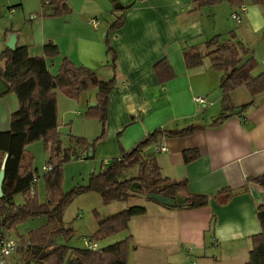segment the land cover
<instances>
[{
  "label": "crops",
  "instance_id": "0c3cea01",
  "mask_svg": "<svg viewBox=\"0 0 264 264\" xmlns=\"http://www.w3.org/2000/svg\"><path fill=\"white\" fill-rule=\"evenodd\" d=\"M28 2L32 3L29 11L33 19L40 18L37 21L40 30L32 39L27 31L20 30L18 23L3 22L0 51L7 46L11 33H16L17 45H27L34 56L44 55L43 46L47 42L56 43L60 54L46 58L51 74L58 72L64 57L76 65L97 70L103 80L115 74L116 87L109 94L107 107L108 138L112 142L105 147L104 151L108 152L105 158L119 154L115 138L119 132H122L123 146L130 149L155 129L181 128L197 123L203 127L191 135L160 137L158 142L165 145L167 151L157 154L154 149L156 142L146 147V153L157 154L162 174L171 179H185L189 193L211 196L225 188L233 192L224 205L215 199H211L206 206L187 210L154 205L152 211L155 217L151 227L139 235L140 246L151 247V251L145 252L143 259L140 255L139 264H160L163 258L165 264H219L221 260L216 256L228 263L235 261L233 256L238 252L240 256L236 260L242 256L241 261L245 264L251 236L260 231L256 204L264 202V189L247 182L251 175L264 172V92L251 98L244 87L236 88L231 93L232 103L241 109L240 114L235 111L226 113L220 125H211V119L222 111L221 72L210 69L208 58L200 65L188 68L182 57L184 45L202 44L212 35L224 31V27L218 24L217 14L219 11L230 12L235 7L223 2L194 8L193 0H69L71 11L58 17L52 15V6H42L41 0H17L15 5L11 4L12 0H0V9L10 6L7 7L9 10H22L29 5ZM224 4L227 6H222ZM119 15H122L123 25L108 32L109 43L117 53V67L113 71L109 66L104 38ZM245 15L247 22L252 20V15L247 12ZM91 18L97 19L100 25L97 28L93 26L95 33L88 34L85 29L89 28L87 25ZM259 26L254 30H259ZM162 59L174 72V77L169 80H161L155 71V64ZM3 65L0 61V77ZM105 66L111 69H105ZM93 95L91 98H94ZM195 96L204 97L205 103L195 102ZM56 97L58 100L59 97ZM251 99V104L241 108ZM74 102L83 105V97L67 103L63 111L75 107L74 113L78 118H71L70 123L74 120L78 126L85 125V117L80 118L84 112L77 110ZM95 103L96 99L87 100L88 108ZM18 108L14 92L1 94L0 133L9 127L11 114ZM61 109L58 103L57 113ZM61 118L64 126L67 117L65 119L61 115ZM102 143H98L97 150L104 145ZM193 147H198L200 151L198 158L184 163L181 160L182 151ZM245 185L248 189L244 188ZM252 190L256 191L258 199L253 196ZM148 213L149 210L133 221L140 216L148 217ZM149 235L153 241L147 245ZM142 236H146L145 239ZM205 248L216 251L214 256L207 254ZM17 255L13 253L10 259L21 263Z\"/></svg>",
  "mask_w": 264,
  "mask_h": 264
},
{
  "label": "trees",
  "instance_id": "16d2710c",
  "mask_svg": "<svg viewBox=\"0 0 264 264\" xmlns=\"http://www.w3.org/2000/svg\"><path fill=\"white\" fill-rule=\"evenodd\" d=\"M223 0H193L194 8L205 5H216ZM227 3L241 6L244 0H225ZM253 4L264 7V0H250ZM42 6H52V15L62 17L69 13V0H41ZM122 15L115 17L114 22L106 32L107 53L114 71L117 67L116 52L110 45L109 31H115L123 25ZM11 32V31H9ZM235 39V33L224 39L220 34L212 35L202 44H186L182 47V57L188 68L200 65L204 59L209 60V67L221 72L219 88L222 94V111L213 117L211 125H220L226 113H234L238 106L232 103V92L238 87H244L251 98L264 92V70L253 74L257 62L249 56L241 62V53L247 54L249 49L241 41ZM44 55L30 54L28 46L16 45L12 50L5 48L0 51V61L3 65L2 77L8 83V91L17 95L19 108L11 114V122L6 130L0 133V165L4 154L9 158L5 164L6 175L0 196V234L5 235L7 230L15 229L20 222L32 217L46 218L43 226H38L29 234L20 237V258L24 264H130L129 250L132 248L131 237L122 242L112 243L109 246L99 247L97 251L88 248L70 247L67 244H57L59 236L71 238L74 230L67 227L63 212L75 196L84 193H98L106 206L111 202L126 200L142 192L146 196L150 193L162 194L169 198L183 195L185 203H177L174 208L195 209L208 205L215 199L220 205L226 204L233 192L229 188L222 189L215 194L189 193L185 179H171L161 173L155 152L146 153V147L158 142L163 136L184 137L191 135L203 125L190 123L181 128L155 129L147 133L144 140L137 142L133 147L121 149L118 158L107 159L100 162L99 170L88 174V182L76 185L68 192L63 190V164L74 155L79 160L94 158L93 147L101 140L108 120L107 107H109V94L115 89V74L110 79H101L97 70L86 66L76 65L64 57L60 69L51 74L47 59L60 54L55 42L44 44ZM155 71L161 80L174 77L169 64L162 59L155 66ZM96 89V103L84 112L89 119L97 118L102 125L101 133L95 136L93 143L85 137L71 139L75 147L63 149L59 132V114L56 90L70 99L79 101L80 95L87 89ZM252 99L241 105L245 108L251 104ZM240 114V113H238ZM44 141L48 147L51 144L47 164L52 170L44 172L45 190L47 197L44 203H39L38 194L31 193L37 184L33 182L36 169L33 167V154L26 149L36 141ZM92 148V149H91ZM91 149L92 157L89 155ZM77 153V154H76ZM198 147L185 148L181 153L184 163L191 162L199 156ZM1 169V168H0ZM248 183L259 185L264 189V172L261 175H251ZM248 189V186H244ZM24 194L22 203H15L18 194ZM161 205V204H159ZM163 205V204H162ZM165 206V205H164ZM167 207V206H165ZM172 208V207H169ZM257 219L260 222V231L251 236V247L245 264H264V202L256 204ZM147 208L140 204L123 208L122 211L110 214L107 218H99L97 231L91 237L93 241L108 238L115 233L127 230L129 223L139 215H146Z\"/></svg>",
  "mask_w": 264,
  "mask_h": 264
},
{
  "label": "rangeland",
  "instance_id": "374dc122",
  "mask_svg": "<svg viewBox=\"0 0 264 264\" xmlns=\"http://www.w3.org/2000/svg\"><path fill=\"white\" fill-rule=\"evenodd\" d=\"M8 1V0H7ZM12 0V5L17 4V0L14 1ZM226 3L227 5L229 3H227V1L223 0L220 1L219 3ZM217 3V4H219ZM28 4L30 5H26L24 6V8L22 10H12L10 8V10L7 7L10 6H3V8L0 9V28L1 25L4 24L3 22H6V24L10 23V21H14L16 23H18L20 30L22 32H26L27 31V35L28 37H32L35 38V34L37 33V31L40 30V24L38 19L40 18H36V20L33 19V15L30 13L29 10H31V6L32 3L28 2ZM216 4V5H217ZM226 4L222 5V6H227ZM246 6V11L245 13H249L250 15H252V20H249L248 22L245 19V13L244 16H242V20L241 22L237 23L235 20H233L231 18L230 12H228V10L226 11H219L217 16H219L218 18V24L220 25L221 28L224 27V31L219 32L218 35L220 34L224 39H228L231 36V31H233L235 33V39L234 42L236 40L241 41L243 43V45L245 47H248L249 51L247 54H242L241 57V62H243L244 60H246L247 57L249 56H253L257 62V66L256 68L253 70V74H258L260 71L264 70V7L261 5H255L253 4L250 0H244L243 3ZM230 5V4H229ZM232 5V4H231ZM233 7H237L236 5H232ZM220 7V6H219ZM234 8V9H235ZM256 10V11H254ZM260 25L258 28H260L259 30L255 31L254 29H256V27ZM89 28H86L85 31H87V33H95V29L94 27L89 24L87 25ZM98 31V30H97ZM96 34H100V31H98ZM103 35H105V33L102 32ZM105 37V36H104ZM106 38V37H105ZM104 38V41L106 42V39ZM49 42H47L48 44ZM110 67L111 64L109 65ZM105 69H111L108 66H105ZM259 69H261L259 71ZM111 71V70H110ZM98 72V71H97ZM96 89L91 88V89H86L82 95L84 103L83 105H80L78 102L75 103L74 105H77V110H80L82 112H85L86 109L88 108V104H87V100L88 101H92L95 100V96L93 94L96 93L95 91ZM57 92V96L59 97V99L57 101H59V106L60 108H62L59 111V126H61V128L59 127V132H60V140H62V145H63V149H68L69 147H75L76 152H79V149L76 148V143L71 139V136H74L75 138H79L81 137H85L86 139L89 140V142L94 141V138L96 135H98L99 133H101V129H102V125H100V122L98 121L99 119L97 118H92L89 119L88 117H86L85 113L83 116H80V118L85 117L86 123L85 125H77L74 120L70 123V121L72 120L71 118H78L75 115V107H71V108H66V110H72L70 111L71 115H69L70 113H66V110L63 111V109H65V106L67 103H71L72 101H74L73 99H70L68 97H65V95L61 92L60 89L56 90ZM94 96V98H91V96ZM63 112V113H62ZM73 112V113H72ZM61 115L63 117H67V122L64 123V126H62L61 122H62V118ZM100 128L98 129L99 125ZM108 125H107V121H106V129H105V133L103 134V137L101 140H98L94 147H93V152H94V158H82L81 160H79V158L77 157V155H74V157H72L70 160H68V162L64 163L63 166V174H62V179H63V190L64 192H68L70 188H72L73 186H80L82 184H85L88 182V174L89 173H94L95 171L99 170L100 168V162L101 160L106 162L107 159H113V158H118L122 152L121 149H128L129 148H125L122 142V132H119L118 134L115 135L116 138V143H117V150H119V154L116 155H110L109 157L105 158V155H107L108 152L104 151L105 147L107 145H109L112 141L111 139L108 138ZM103 142L104 145L101 146L98 150H97V146L99 145V142ZM102 143V144H103ZM50 148H51V144L47 147L44 141H36L32 144L29 145V147L26 149L28 152H30L31 154H33V167L36 169V173L38 174V180L40 182V184L38 183L37 186L34 188V192H36L38 194V198H39V203H44V201L46 200L47 197V192L45 190V179L43 178V165H47L46 161H48L49 157L51 156L50 153ZM91 149H89V154H92ZM33 151V152H32ZM77 154V153H76ZM158 154V153H157ZM148 196H146L145 194H143L142 192H138L135 194L134 197H129L126 200H122L120 202L114 201L111 202V204L109 205H105L104 203H102L101 201V196L100 194L96 193H84L83 195L80 196H75L74 199H72L69 203V205L67 206V208L65 209V212H63V218L66 222L67 227H72V229L74 230L73 235L71 236V238H66V236H59L58 239H56V243L57 244H67L70 247H80L81 249H84V243L83 240L85 238L87 239H91V237H93V235L96 233L97 231V224L99 221V218H107L110 216V214H113L115 212L118 211H122L123 208L126 207H131V206H135V204H140L145 206L146 208H149L147 210H149V215L148 217H144V216H140L139 218L136 219V221L133 222L131 221L129 223L128 229L127 230H123V232L120 233H115L113 235H111L108 238H103L100 239L98 241H95L99 244L100 247H105V246H109L112 243H116V242H122L124 241V239L131 237V245L132 248H136V249H130L128 254H129V263L130 264H139L140 261V255L143 259V255L146 254L145 252H150V248H145V247H141L140 246V240H139V235L141 232H143L145 229L151 227V224L153 222V219L155 217V214H153V207L154 205L156 206H160L159 203L155 200L149 199L147 198ZM25 200V196L24 194H18V196L15 198V203H22ZM146 210V212H147ZM136 218V217H135ZM46 223V218H39V217H32L29 220H24L22 222L19 223V225L17 227L12 228L10 230H7L6 233L11 234V236H13L15 238V240L18 242L19 245V249L18 251L15 253L18 255H20L21 251H20V247H21V242L20 241V237L22 235L26 236L29 234V231H31L32 229L38 227V226H43ZM146 236H142V238H144ZM145 239V238H144ZM149 241L147 243L150 244L153 240H152V236L149 235L148 236V240ZM176 245H179V243H176ZM142 249H141V248ZM211 247V246H210ZM140 248V250H139ZM212 249V248H211ZM205 251L207 254L211 253V256L213 257L215 252L214 250H209V248H205ZM17 255L18 261H22V258H20V256ZM247 254L244 255V257ZM195 256V255H194ZM240 256L239 252L235 253V257L233 256V258H235V261H228V263H225V259L221 258L219 256H216V259H220L221 262L219 264H243V260L242 256L236 260V258ZM11 257V256H10ZM10 257H7V261L8 264H24V263H17V261L15 259H10ZM248 257V255L246 256V258ZM245 260V259H244ZM241 261V263H239ZM177 262V261H176ZM187 262H185L186 264ZM47 264H52L50 262H47ZM160 264H165V258H163L162 261H160Z\"/></svg>",
  "mask_w": 264,
  "mask_h": 264
},
{
  "label": "built area",
  "instance_id": "2783aa9c",
  "mask_svg": "<svg viewBox=\"0 0 264 264\" xmlns=\"http://www.w3.org/2000/svg\"><path fill=\"white\" fill-rule=\"evenodd\" d=\"M246 11V6L243 4L241 6L236 7L235 9H233L230 13V16L233 20H235L237 23L241 22L242 20V16H244V13ZM89 22L92 26H94L95 28L99 27L100 22L97 21V19L95 18H91L89 19ZM264 64V61H263ZM194 101L199 103V104H204L205 103V98L202 96H195ZM154 149L156 150V152L158 153L159 151H167L168 148H166L165 145L161 144V143H156V145L154 146ZM52 166H50V164L47 165H43V171L47 172L49 170H52ZM33 182L35 184L38 183V174H34L33 175ZM31 193L34 194V189H31ZM84 243V248H88L91 249L93 251H97L98 248L100 247L99 244L95 241H93L92 239H87L85 238L83 240ZM19 249V245L18 242L15 240V238L9 234H5V235H1L0 234V264H8V259L7 257H10L13 253H16Z\"/></svg>",
  "mask_w": 264,
  "mask_h": 264
},
{
  "label": "water",
  "instance_id": "95a60500",
  "mask_svg": "<svg viewBox=\"0 0 264 264\" xmlns=\"http://www.w3.org/2000/svg\"><path fill=\"white\" fill-rule=\"evenodd\" d=\"M129 6V5H128ZM106 35V34H105ZM7 48L9 49H13L16 45H17V38H16V33H11V35L9 36V40L6 42ZM8 91V83L2 79V77H0V96L1 94H4ZM241 109L237 108L235 109V112L238 113ZM4 158H3V162L0 165V196L2 197V189H3V184H4V176L6 175V171H5V164L9 158V155L6 153L4 154ZM90 157H92V154H89ZM252 194L253 196L258 199L257 193L255 190H252ZM149 199L155 200L157 201L159 204H163L167 207H172L174 208V206L179 203V204H183L185 203V198L183 195H178V197L176 198H169L166 197L162 194H156V193H150L148 195Z\"/></svg>",
  "mask_w": 264,
  "mask_h": 264
}]
</instances>
